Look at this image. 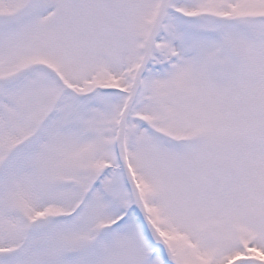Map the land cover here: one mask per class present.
<instances>
[{
	"label": "snow or ice",
	"instance_id": "snow-or-ice-1",
	"mask_svg": "<svg viewBox=\"0 0 264 264\" xmlns=\"http://www.w3.org/2000/svg\"><path fill=\"white\" fill-rule=\"evenodd\" d=\"M0 264H264V0H0Z\"/></svg>",
	"mask_w": 264,
	"mask_h": 264
}]
</instances>
